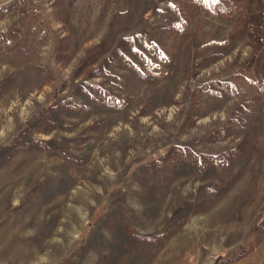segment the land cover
<instances>
[{"label": "rangeland", "instance_id": "obj_1", "mask_svg": "<svg viewBox=\"0 0 264 264\" xmlns=\"http://www.w3.org/2000/svg\"><path fill=\"white\" fill-rule=\"evenodd\" d=\"M204 4L0 0V264H264V0Z\"/></svg>", "mask_w": 264, "mask_h": 264}, {"label": "trees", "instance_id": "obj_2", "mask_svg": "<svg viewBox=\"0 0 264 264\" xmlns=\"http://www.w3.org/2000/svg\"><path fill=\"white\" fill-rule=\"evenodd\" d=\"M198 3H203L204 6H207L204 3H210L208 7H210V9H212L213 11H217L218 6L220 4V0H209L208 2H203L202 0H196ZM234 6L232 5V3H230V6H228L229 9L233 8ZM257 35H259L260 37L258 42L261 44H264V6L261 9V11L259 12V20L257 23ZM262 37V38H261ZM248 254L247 251H244V253L239 254L236 259H240L245 257ZM233 261V260H232Z\"/></svg>", "mask_w": 264, "mask_h": 264}]
</instances>
